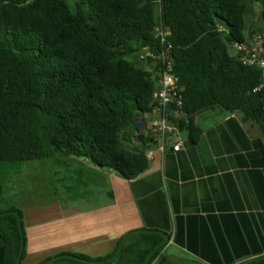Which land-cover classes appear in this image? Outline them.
<instances>
[{
  "label": "trees",
  "instance_id": "16d2710c",
  "mask_svg": "<svg viewBox=\"0 0 264 264\" xmlns=\"http://www.w3.org/2000/svg\"><path fill=\"white\" fill-rule=\"evenodd\" d=\"M253 2L264 15V0H0V248L14 264L23 263L27 235L3 186L17 163L75 158L126 180L147 170L144 148L127 142L133 127L142 145L155 144L137 124L155 106L161 64L145 52L164 48L157 28L168 31L181 97L180 118L169 119L179 131L196 142L194 116L215 108L264 123L261 71L232 52L264 34L258 22L247 26ZM76 173L79 181L87 172ZM168 241L141 229L105 256L62 252L37 264H152ZM237 264H264V255Z\"/></svg>",
  "mask_w": 264,
  "mask_h": 264
},
{
  "label": "crops",
  "instance_id": "0c3cea01",
  "mask_svg": "<svg viewBox=\"0 0 264 264\" xmlns=\"http://www.w3.org/2000/svg\"><path fill=\"white\" fill-rule=\"evenodd\" d=\"M145 118L137 124L144 135L154 132ZM194 124L198 140L179 131L178 151L171 148L175 137L160 151L142 145L131 127L127 144L144 148L148 159L147 170L131 180L71 159L87 167L82 180L99 184L98 200L67 196L15 205L27 235L22 264L62 252L105 256L122 236L141 229L169 235L160 262L152 264H237L264 255V123L215 108L195 115ZM0 264H14L6 245Z\"/></svg>",
  "mask_w": 264,
  "mask_h": 264
},
{
  "label": "rangeland",
  "instance_id": "374dc122",
  "mask_svg": "<svg viewBox=\"0 0 264 264\" xmlns=\"http://www.w3.org/2000/svg\"><path fill=\"white\" fill-rule=\"evenodd\" d=\"M252 11L246 17L248 28L254 22H258L256 26H260V30L264 32V15L260 4L253 2ZM127 59L130 60L131 58L127 57ZM145 119L148 120L149 118L146 117ZM71 159L79 160L56 157L17 163L3 186L5 200L11 205H21V207H28L34 201L35 203H45L52 199L63 200L67 196L72 197L70 200L82 198L91 202L98 200L99 184L96 186L94 181L92 183L90 181L85 182V179L81 180L82 182L78 181V173L76 172L81 169L86 172L87 167L75 163V161L72 162ZM65 185H71L72 188L66 191L64 190ZM82 193L84 194L82 195ZM75 195L77 198H74Z\"/></svg>",
  "mask_w": 264,
  "mask_h": 264
},
{
  "label": "built area",
  "instance_id": "2783aa9c",
  "mask_svg": "<svg viewBox=\"0 0 264 264\" xmlns=\"http://www.w3.org/2000/svg\"><path fill=\"white\" fill-rule=\"evenodd\" d=\"M166 35H168V31L164 30V28L159 27L156 29V36L159 37L160 42L164 46L158 56L145 52V55H148L153 59H158L161 64V69L158 73V84L153 93L155 106L149 114L150 121L148 125L154 130L153 136L155 145L160 151H164L168 148V141L173 137H175V144L172 145L171 148L173 151H178L180 143L176 137L179 129L175 124H173V122H171L169 117L173 115V118H180L178 115V109L181 106V97L176 86L177 78L174 73H172V62L169 57V45H165ZM263 42L264 34L263 36L256 34L252 36L249 44H234L232 46V51L235 54L243 52L240 56L242 63L256 66L261 71L263 81L261 86L264 87ZM140 57H143V55ZM169 104H171L174 108L173 113L168 109Z\"/></svg>",
  "mask_w": 264,
  "mask_h": 264
}]
</instances>
